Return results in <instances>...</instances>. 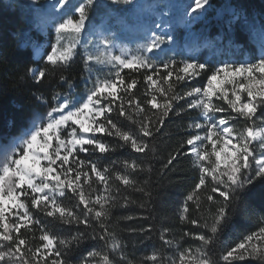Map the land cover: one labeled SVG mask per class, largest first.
<instances>
[{"label":"snow or ice","instance_id":"6c2138e0","mask_svg":"<svg viewBox=\"0 0 264 264\" xmlns=\"http://www.w3.org/2000/svg\"><path fill=\"white\" fill-rule=\"evenodd\" d=\"M111 3L132 5L133 0H111ZM68 4L69 0H58L62 8ZM208 4L209 0H194L189 6L191 12L197 14L193 19L198 18L199 11ZM93 7L95 0H81L78 6L73 5L77 18L66 15V18L55 23L56 42L47 54L49 64L69 65L80 43L85 22L89 19V10ZM156 27L161 26L157 24ZM259 32L261 52L258 57L240 63H223L215 68L195 61H185L177 67L174 60L157 66L148 53L155 54L154 49L174 41L173 35L167 32L146 33V42L140 46L139 53L128 58L112 55L110 49L113 41L106 36L97 43L87 40L85 47L92 45L98 54H87L85 66L88 67L92 62L114 65L117 68L114 76L101 78L97 75L92 79L89 75L92 87L86 88L82 102L68 93L57 92L50 99L43 95L36 96L41 104L48 105L47 110L33 117L31 126L17 142L3 148V156L0 158V264H70L67 257L73 245L79 246L86 239L102 241L103 247L101 250L87 252L79 264H97L96 258H99V264H134L107 223L112 207L118 203L109 180L114 176L125 190L134 187L136 191L151 196L145 187L136 186L137 181L131 175L143 172L144 168L135 160H124V169H130V173L116 171L109 175V167L101 168L91 158L81 159L80 154L85 153L91 157L96 153H113L117 148L125 146L144 153L149 147L144 137L158 134L173 112L174 105L179 107L178 102L188 97L193 99L187 103V108L199 109L203 123L189 124L194 134L189 133L181 145L189 146L188 153L200 171L199 182L193 194L187 196L183 211H188V201H192L195 192L206 186L210 177L213 186L207 201L214 204L215 209L208 210V218L203 220L202 225L197 219L189 221L192 225L208 229L210 235L184 232L181 239L192 236L200 242V246L177 247L171 257L164 255L162 249L156 250L145 261L151 264H219L220 261L224 264H237L239 261L253 259L264 264V216L260 217L261 226L258 231L243 236L234 247L227 248L218 256L211 247L233 212L254 214L246 196L250 186L254 187L258 181L264 182V24L260 26ZM123 69L133 72L143 70L147 73L143 79L148 86L146 95L151 98L146 99L145 103L155 109L152 113L155 120L146 116L143 120L133 121L139 126L136 133L122 130L110 116L115 111L117 119L126 117L132 120L127 109L137 114L145 110L132 92L138 80H126L122 75ZM161 69L166 75H161ZM88 70L91 73L92 69ZM27 72L37 83H42L48 76L45 68H29ZM209 72L211 74L207 75ZM202 73L207 75V84L203 88L192 87L183 95L176 93L178 84L194 80ZM60 79L66 80L63 75ZM224 84L231 85L232 98L227 95V90L221 91ZM121 93L127 94V98ZM158 95L163 98L162 103L157 101ZM214 96L227 102L228 109H231L228 116L216 117L217 113L227 112L228 109L214 104ZM231 113H235V116ZM239 119L245 123L238 129L235 122ZM106 136L118 137L122 143L111 145L104 139ZM181 154L178 151L170 155L164 167L172 165ZM205 161L208 163L205 164ZM94 182L103 185V190L95 196L92 194L94 189L86 191L85 187L91 189ZM116 192L119 193L120 189L117 188ZM66 193H70L68 199L76 201L75 207L83 205L79 215L58 201L57 197H65ZM216 193L222 199H217L214 195ZM123 199L126 206L129 200L127 197ZM195 199L199 201V196ZM141 207L144 205L141 204ZM197 208H200L199 203ZM32 209L42 211L46 217L58 216L64 224L83 225L84 231H78L71 238L61 239L33 216ZM186 218L181 216L182 220ZM125 219L132 220L133 217ZM36 229L40 233L39 243L33 245L26 234L33 233L34 236ZM128 231L135 233L138 230L129 228ZM139 231L148 230L140 228ZM168 231L165 228L160 233L163 246L174 244L173 240L166 238Z\"/></svg>","mask_w":264,"mask_h":264},{"label":"trees","instance_id":"16d2710c","mask_svg":"<svg viewBox=\"0 0 264 264\" xmlns=\"http://www.w3.org/2000/svg\"><path fill=\"white\" fill-rule=\"evenodd\" d=\"M209 4L210 9L215 11L207 15V19L209 18L206 21L207 32L213 36L221 27L223 29V41L228 40L237 45L241 53H249L248 59L258 57L261 52L259 29L264 24V0H209ZM112 6L113 4L105 3L102 0H95V7L89 10V17H95L97 13L104 12ZM229 6L234 7L237 18L233 23L230 19L223 20L225 26L222 27L220 26L221 23L218 22L219 16H215L217 15L216 9L218 12L221 11V14H226ZM34 17L35 11L24 1L0 0V135L9 136L19 133L28 126V122L34 114L44 112L47 109L48 105L41 104L36 96L43 95L50 99L57 92L74 96L82 94L88 86L83 82L86 66L85 59L79 51L75 52L68 66L51 65L48 62H42L41 59H34L31 43L37 35H40L34 30ZM206 28H202V33L205 32ZM182 54L187 58L191 57ZM203 55L199 57L197 63L208 65ZM173 60L176 61L177 67L182 66L180 56L173 55L167 62ZM162 63L164 62L157 66ZM34 67L47 70L48 76L42 83H37L27 72V69ZM145 74L147 73H144L143 70L133 72L129 69H123L122 71L126 80L131 78L138 80L136 88L132 92L145 109L143 113L139 114L127 109L132 120H128L126 117L117 119L115 111L110 114L113 122L117 123L118 127L124 131L138 132L139 126L133 123L134 120L140 121L146 116L155 120V116L152 115L155 109L145 103L146 99L151 98L146 95L148 86L143 79ZM210 74L209 72L207 75ZM61 75L66 80H61ZM161 75H166L163 69H161ZM207 75L202 73L194 80H187L178 84L176 93L183 95L192 87L201 86L207 79ZM121 94L127 98V94ZM157 101L162 103L163 98L158 95ZM119 102L118 100L117 103ZM188 102V98L179 101V107L174 105V110L165 120L161 131L154 137H144L149 145L144 153L135 152L131 147L125 146L117 148L113 153H96L91 157L88 154H80L84 159H93L101 168L109 167V175L116 171L130 173V169H124L122 163L124 160L130 162L135 160L144 168L143 172L131 173V175L137 181L136 186L145 187V191L151 192V196L136 191L134 187H127L125 190V187L116 181L114 176L109 180L113 194L118 197V203L112 207L107 223L110 231H114L124 245L125 254L134 264H151L150 261H145V258L156 250L162 249L164 255L171 257L176 252L177 247L196 248L200 246V242L192 236H184L181 239L184 232L210 235L208 229L189 223L190 220L197 219L202 225L203 220L208 218V210L214 211L215 205L207 201V196L212 194L213 185L210 182L195 192L193 200L188 201V211L186 213L183 211L184 202L188 195L193 194L200 175L191 155L188 153L189 146L181 147L188 134H194L193 129H190L188 125L192 124L196 111L187 108ZM181 107L184 109L183 111H181ZM258 115H260L259 110ZM104 139L111 145L122 143L118 137L106 136ZM178 151L182 154L177 156L172 165L165 168L164 165L169 156ZM93 180H95L94 177ZM145 181H147V186H145ZM85 187L86 191L95 190L92 192L93 196L103 190V185L95 182L91 189ZM117 188L120 189L119 193L116 192ZM69 195L70 193H66L65 197L58 196L57 199L63 206L72 208L79 215L83 205L75 207L76 201L68 199ZM214 195L217 199H222L218 193ZM196 196H199V201H196ZM124 197L129 200L126 206ZM262 197H264V182L258 181L254 187L250 186L246 196L254 209V214L236 211L230 215L218 233L216 243L211 246L217 256L227 248L234 247L243 236L258 231L261 226L260 217L264 216V210H262L264 199ZM197 203L200 204V208H197ZM141 204L144 207H141ZM32 212L35 218L41 220L42 225L61 239L71 238L78 231H84L83 225L64 224L58 216L46 217L45 214H40L36 209H32ZM129 216L133 219H125ZM181 216L187 218L182 220ZM129 228H136L138 231L133 233L128 231ZM140 228L148 231L140 232ZM165 228L169 230L165 234L166 238L173 240V245L163 246V241L160 240V233ZM97 230L99 231V229ZM88 231L91 232V229ZM37 233L38 229L35 230L34 236L33 233L26 234L33 245L39 243ZM102 247V241L86 239L79 246L73 245V250L67 258L70 264H79L87 252L93 249L101 250ZM96 260L99 264V258ZM219 264H224V262L220 261ZM237 264H259V261L248 259L239 261Z\"/></svg>","mask_w":264,"mask_h":264},{"label":"rangeland","instance_id":"374dc122","mask_svg":"<svg viewBox=\"0 0 264 264\" xmlns=\"http://www.w3.org/2000/svg\"><path fill=\"white\" fill-rule=\"evenodd\" d=\"M22 1L35 11L34 30L40 34L37 35L31 43L32 55L34 59H41L42 62L46 63L48 62L47 54L51 51V46L56 42L55 23L66 18V15H73L74 18H77L78 14L74 13L73 5L78 6L81 0H69V4L64 8L58 5V0ZM102 1L113 4L111 0ZM193 3L194 0H133L132 5L113 4L112 8L97 13L95 17H89L85 22L86 26L80 36V43L77 45L75 52L79 51L84 59L89 53L93 55L98 54V50L92 45L85 47L86 41L91 39L94 43H97L99 39L106 36L113 41V45L110 49L111 54L128 58L139 53L140 46L146 42V33L150 35L151 31H156L158 34L167 32L174 37L173 42H167L161 45L160 49H154L155 54L148 53V56L155 61L156 65L161 62L169 61L173 55L180 56L181 62H197L199 57L204 54L203 58L207 60L209 68L219 67L223 63H240L248 59L249 53H241L237 45L232 44L228 40H222L223 29H221V27L213 36L207 32L208 27L206 28V21L209 19H207V15L215 11L210 9V4L205 5V8L199 11L198 18L193 19V16L197 15L190 10L189 6ZM216 14L215 16H219L220 21L218 20V22L221 23L220 26L222 27L225 26L223 20L230 19L233 23L237 18V12L232 6L228 7L226 14H221V11L218 12L217 9ZM157 24L161 27L157 28ZM202 28H206L204 33H202ZM101 50H103V48H101ZM228 50L230 51L228 52ZM182 53L190 55L191 57L187 58ZM88 68L92 69L91 73H89ZM116 71L117 68L114 65H100L92 62L86 67L83 82L88 85L87 88H91L92 82L88 79L89 75H91L92 79H95L97 75L101 76V78H110L114 76ZM206 84L207 79L201 86L195 87L203 88ZM224 90H227V95L232 98L231 85H222L221 91ZM85 91L73 97L77 100H81V98L85 97ZM196 98L198 99V97ZM188 99L189 102H191L193 97H188ZM242 99H244V94H242ZM212 101L214 104L228 109V104L225 100L218 99L214 96ZM193 110L196 111V115L194 116L192 124L196 122L203 123L200 110ZM44 112L34 114L28 122V126L19 133L9 136L0 135V158L3 156V148L11 147L13 143L17 142L25 130L31 126L33 117L43 114ZM230 112L231 109H228L227 112L217 113L216 117L228 116ZM231 114L235 116V113ZM244 123L242 119H239L235 122V126L239 129L244 126ZM258 126L261 125L258 123ZM81 159L84 158L81 157ZM193 159L192 157V160ZM212 159H214V157ZM207 163L208 161H205V164ZM195 166L199 170L198 165L195 164ZM37 211L44 215L42 211ZM37 235L38 239L40 235L39 231Z\"/></svg>","mask_w":264,"mask_h":264}]
</instances>
